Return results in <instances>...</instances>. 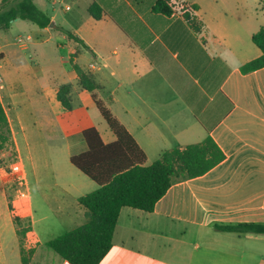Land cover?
Segmentation results:
<instances>
[{"label": "crops", "instance_id": "0c3cea01", "mask_svg": "<svg viewBox=\"0 0 264 264\" xmlns=\"http://www.w3.org/2000/svg\"><path fill=\"white\" fill-rule=\"evenodd\" d=\"M65 1L34 3L53 26L24 25L27 43L18 38V48L0 33V102L18 175L27 155L38 190L50 183L69 219L83 216L73 208L97 186L84 183L69 159L86 151L88 128L104 144L115 140L94 95L144 152L146 166L208 137L225 156L201 177L175 179L153 212L122 208L100 264H264V235L216 229L264 224V68L240 72L261 55L251 37L264 28V2L173 0L164 16L152 12L156 0ZM92 3L103 11L100 20L88 13ZM185 5L196 7L190 13L200 33L184 20ZM76 68L93 92L82 88ZM65 86L69 110L57 98Z\"/></svg>", "mask_w": 264, "mask_h": 264}, {"label": "trees", "instance_id": "16d2710c", "mask_svg": "<svg viewBox=\"0 0 264 264\" xmlns=\"http://www.w3.org/2000/svg\"><path fill=\"white\" fill-rule=\"evenodd\" d=\"M172 1L156 0L152 12L171 16L174 10ZM195 9L194 6L185 5L181 7V13L190 28L195 33H200L202 24L190 13ZM88 13L94 20H100L103 15L101 7L96 3L89 6ZM16 20L30 22L40 29L47 28L51 23L47 14L34 4V0H2L0 30H7ZM66 34L82 44L78 38L70 33ZM251 40L261 55L242 65V74L264 68V28L253 34ZM76 70L82 88L93 92L95 86L92 80L79 69ZM68 93L69 88L66 86L61 87L57 93L58 101L66 110L70 109ZM93 100L115 140L104 144L96 129L88 128L82 132L86 151L69 159L70 164L92 181L97 189L77 200L88 214L87 222L46 243L67 264H100L112 248V239L122 208L151 213L175 179L201 177L225 158L208 137L202 144L165 151L158 160L146 166V155L131 135L94 95ZM8 143L13 148L7 117L0 102V151ZM216 229L235 234L264 235V224L216 226ZM33 254L34 249L27 252L21 250V264H29Z\"/></svg>", "mask_w": 264, "mask_h": 264}, {"label": "rangeland", "instance_id": "374dc122", "mask_svg": "<svg viewBox=\"0 0 264 264\" xmlns=\"http://www.w3.org/2000/svg\"><path fill=\"white\" fill-rule=\"evenodd\" d=\"M34 3L38 5L39 0ZM65 4L73 6L71 0H66ZM24 25L33 29L36 27L29 22L19 21L11 25L8 31L0 33L6 35L7 42L12 47L18 48L15 43L18 38L22 43H27L29 31ZM51 159L54 160L53 157ZM22 161L24 177L17 173L16 153L11 144L8 143L0 151V264H20L19 253L30 249L35 252L30 264H58L62 260L46 243L84 224L88 220V214L83 207L77 205L73 209L82 211L83 216L70 220L65 214L66 209L58 206L60 193L51 190L50 183L47 182H41L39 186L42 189L38 190L28 156L23 155ZM71 169L84 183L93 185L78 170ZM38 171L41 175L48 172L43 168L42 161L38 163ZM83 189L84 192L87 190L85 186Z\"/></svg>", "mask_w": 264, "mask_h": 264}, {"label": "water", "instance_id": "95a60500", "mask_svg": "<svg viewBox=\"0 0 264 264\" xmlns=\"http://www.w3.org/2000/svg\"><path fill=\"white\" fill-rule=\"evenodd\" d=\"M49 26L52 27V26H53V23L51 22V23L49 24Z\"/></svg>", "mask_w": 264, "mask_h": 264}, {"label": "built area", "instance_id": "2783aa9c", "mask_svg": "<svg viewBox=\"0 0 264 264\" xmlns=\"http://www.w3.org/2000/svg\"><path fill=\"white\" fill-rule=\"evenodd\" d=\"M0 82H1V76H0ZM22 197H25V196L22 194Z\"/></svg>", "mask_w": 264, "mask_h": 264}]
</instances>
